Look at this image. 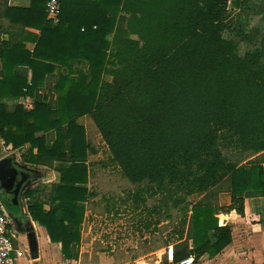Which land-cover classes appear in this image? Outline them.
I'll return each instance as SVG.
<instances>
[{"label":"trees","instance_id":"16d2710c","mask_svg":"<svg viewBox=\"0 0 264 264\" xmlns=\"http://www.w3.org/2000/svg\"><path fill=\"white\" fill-rule=\"evenodd\" d=\"M46 4L6 7L9 41L0 37V137L60 175L45 202L28 192L31 219L74 260L92 196L95 151L79 123L89 116L123 175L147 184L141 196L161 194L181 211L177 261L217 257L232 241L223 217L264 197V29L250 24L254 1L66 0L57 25ZM19 26L40 31L33 52L12 32Z\"/></svg>","mask_w":264,"mask_h":264},{"label":"rangeland","instance_id":"374dc122","mask_svg":"<svg viewBox=\"0 0 264 264\" xmlns=\"http://www.w3.org/2000/svg\"><path fill=\"white\" fill-rule=\"evenodd\" d=\"M251 1L257 6V14L250 15V24L264 29V0ZM49 84L46 93L53 89V84ZM80 122L86 128L88 141L95 153L89 156L90 181L87 188L92 196L87 202L81 244L73 247L74 261L81 259L80 264H99L100 254L116 256L120 264H135L140 257L154 259L155 256L150 255L158 248L166 244L174 245L177 241L174 234L181 222V211L174 209L172 203L161 194L150 196L151 193L146 192L141 196V190L147 189V184H133L123 175L90 117L83 118ZM8 147L0 146V160L15 153ZM28 152L29 150L24 153V159L20 156V166L29 170L31 175V180L23 185L18 197L22 212L20 221L36 226L39 236L40 227L36 222H32L28 213L30 199L27 194L31 190H37L39 198L45 202L52 187L59 183L60 175L48 166L27 163L25 157ZM199 198L191 197L190 201L196 202ZM21 225L14 220L11 227L22 244L20 250L29 252L27 233ZM165 232L167 235H164ZM14 258L16 259V254ZM27 261L24 260V264H27Z\"/></svg>","mask_w":264,"mask_h":264},{"label":"crops","instance_id":"0c3cea01","mask_svg":"<svg viewBox=\"0 0 264 264\" xmlns=\"http://www.w3.org/2000/svg\"><path fill=\"white\" fill-rule=\"evenodd\" d=\"M32 4L33 0H0V37L3 42L9 41V36L3 35V32L4 30H8L11 26L9 19L4 16V9L8 6L10 8L30 9ZM16 28L13 29L12 32H14L17 36V40L25 44L26 50L33 52L36 47L35 38L41 34L40 31L33 28L25 30L23 26ZM72 65L78 69V63L73 62ZM56 66L60 67V65ZM57 79L58 74L55 73L53 77L48 79L47 87L50 85V82L54 87ZM50 92L46 93L45 91L46 94H49L50 97H52L53 93ZM20 103L24 106H30V108H32L34 100L30 98H23L20 100ZM88 117L89 116L84 118ZM79 123L81 124L80 121ZM5 145V142L0 137V146L3 147ZM9 147L12 148V146ZM28 150L29 146L17 150L19 152V157L21 156L24 159V153ZM19 161H21V158H19ZM226 200L228 201L226 202ZM226 200L223 203L230 202L229 197L226 198ZM49 208V206H46V209ZM223 218L225 219L226 224H229L232 228L231 243L217 257H211L209 254H206L197 259L196 264H264V197L245 198L244 215H240L237 210H234L230 214L225 215ZM32 222L35 223L34 221ZM35 227L36 226H34V228ZM36 229L37 228H35V232ZM166 233L167 232H165L164 235H167ZM36 236L38 243V258H32L29 246V252L24 251L22 257L16 256L15 264H24V260H28L27 264H80L82 262L81 259L80 261L66 260L62 254L61 244H53L50 241L47 231L43 227H40L39 236L37 233ZM211 237H213V234H211ZM171 238L172 234L170 235V239ZM15 241L21 249L22 244L16 239V236ZM169 246L172 245L166 244L151 254L150 256H155L154 259L140 257L135 261V264H164V262L165 264H168L165 257V251ZM98 257L100 259L98 261L99 264H120V261L116 256H106L105 254H100ZM95 261H97L96 256Z\"/></svg>","mask_w":264,"mask_h":264},{"label":"built area","instance_id":"2783aa9c","mask_svg":"<svg viewBox=\"0 0 264 264\" xmlns=\"http://www.w3.org/2000/svg\"><path fill=\"white\" fill-rule=\"evenodd\" d=\"M66 0H47L46 8L48 13L49 20H52L57 24L59 22L62 2ZM72 1V0H69ZM14 155L16 158V163L18 166L21 165L19 161V154H17V150H14ZM12 221L10 216L8 215L3 201L0 197V264H15L14 254L18 257L23 256V251L20 250V246L17 245L15 241V236L11 227ZM166 261L169 264H196V257L194 255H190L189 257L177 261V256L175 249L172 246L166 248L165 251Z\"/></svg>","mask_w":264,"mask_h":264},{"label":"water","instance_id":"95a60500","mask_svg":"<svg viewBox=\"0 0 264 264\" xmlns=\"http://www.w3.org/2000/svg\"><path fill=\"white\" fill-rule=\"evenodd\" d=\"M30 178V173L18 166L14 155L3 157L0 160V197L11 213H15V209L20 208L19 193ZM26 224L31 255L36 259L38 258V243L35 228L32 223L27 222Z\"/></svg>","mask_w":264,"mask_h":264},{"label":"flooded vegetation","instance_id":"af4514ba","mask_svg":"<svg viewBox=\"0 0 264 264\" xmlns=\"http://www.w3.org/2000/svg\"><path fill=\"white\" fill-rule=\"evenodd\" d=\"M21 167V166H20ZM22 169H24L26 172H29V170H27V169H25V168H23V167H21ZM30 173V172H29ZM31 179H29L28 181H30ZM27 181V182H28ZM26 182V183H27ZM2 199V198H1ZM3 201V200H2ZM3 204H4V206H5V203L3 202ZM20 205H21V202H20ZM5 209H6V211H7V213H8V215L10 216V219H11V221H14V220H16L17 221V224L20 226V224H22L21 226H23L22 228L25 230V232L27 233V240H28V237H29V232L27 231V224H26V222L25 223H21V221H20V219L21 218H18V216H16V214L15 213H11L8 209H7V207L5 206ZM19 209H21V207L20 208H18V209H15V211L16 210H19ZM20 221V222H19ZM17 239V238H16ZM18 240V239H17ZM19 241V240H18Z\"/></svg>","mask_w":264,"mask_h":264}]
</instances>
